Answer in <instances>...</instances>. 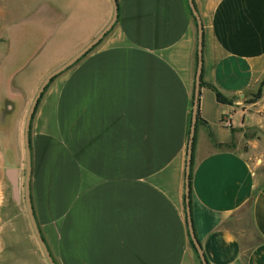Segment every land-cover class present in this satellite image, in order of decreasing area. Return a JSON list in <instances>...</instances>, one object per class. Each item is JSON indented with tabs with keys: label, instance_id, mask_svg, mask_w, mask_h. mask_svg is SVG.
I'll return each mask as SVG.
<instances>
[{
	"label": "crops",
	"instance_id": "obj_1",
	"mask_svg": "<svg viewBox=\"0 0 264 264\" xmlns=\"http://www.w3.org/2000/svg\"><path fill=\"white\" fill-rule=\"evenodd\" d=\"M193 2L203 29L193 231L207 264H264V85L247 99L264 78V0ZM102 3L103 20L57 67L109 22L112 3ZM117 3L108 35L59 76L31 120L34 215L56 264H202L185 202L197 22L187 0ZM23 136L24 127L22 151ZM9 156L0 148V215L9 192L24 200L25 165L22 174Z\"/></svg>",
	"mask_w": 264,
	"mask_h": 264
},
{
	"label": "rangeland",
	"instance_id": "obj_2",
	"mask_svg": "<svg viewBox=\"0 0 264 264\" xmlns=\"http://www.w3.org/2000/svg\"><path fill=\"white\" fill-rule=\"evenodd\" d=\"M102 4V0H0V148L9 150L11 164H20L22 174L25 156L20 140L40 78L46 70L55 69L103 20ZM79 60L56 75L41 98ZM5 93L11 96V108L3 103ZM253 97L254 94L247 99ZM6 197L0 215V264H48L33 233L23 195L20 203L11 192Z\"/></svg>",
	"mask_w": 264,
	"mask_h": 264
},
{
	"label": "water",
	"instance_id": "obj_3",
	"mask_svg": "<svg viewBox=\"0 0 264 264\" xmlns=\"http://www.w3.org/2000/svg\"><path fill=\"white\" fill-rule=\"evenodd\" d=\"M113 7L112 16L109 22L105 25V27L95 36L93 37L86 45H84L79 51H77L72 57L66 60L64 63L50 71L42 80L41 84L39 85L28 112L25 117L24 121V149H25V179H24V203L26 212L28 215V219L30 221L33 233L36 237V240L48 262V264H56L55 260L53 259L49 248L41 234L39 229L37 220L34 215L33 205L30 195V176H31V149H30V137L29 132L31 128V120L33 114L35 112L37 103L45 90L46 86L49 82L58 74L63 72L65 69L70 67L74 64L79 58H81L84 54H86L92 47H94L103 37L104 35L113 27L115 22L118 18V3L117 0H110ZM189 7L191 9L192 14L194 15L196 22H197V67L195 72V81H194V92H193V103L191 109V119H190V127H189V136H188V143H187V153H186V165H185V202H186V211H187V223L189 234L191 240L198 252L200 260L202 264H207L205 256L202 252L201 246L198 240L195 237L191 217H190V210H189V170L192 158V148H193V140H194V133L196 128V122L198 120V102H199V95H200V88H201V71H202V38H203V29L201 24L200 16L195 8L193 0H187ZM8 173L10 175L11 184H12V191L15 198L18 197V179L16 178V171L14 169H9Z\"/></svg>",
	"mask_w": 264,
	"mask_h": 264
},
{
	"label": "trees",
	"instance_id": "obj_4",
	"mask_svg": "<svg viewBox=\"0 0 264 264\" xmlns=\"http://www.w3.org/2000/svg\"><path fill=\"white\" fill-rule=\"evenodd\" d=\"M112 29V28H111ZM110 29V30H111ZM107 34V33H106ZM105 34V35H106ZM104 35V36H105ZM102 40V39H101ZM100 40V41H101ZM100 41L94 46V47H92L88 52H90L92 49H94L99 43H100ZM264 85V78L262 79V81H261V84H260V87H259V89H258V91L254 94V97H253V99L252 100H254L255 98H257L259 95H260V93H261V88H262V86ZM214 90H215V93H216V97H217V99L220 101V102H225L226 101V98L216 89V88H213ZM42 96V95H41ZM41 98V97H40ZM39 102V101H38ZM37 105H38V103H37ZM36 108H37V106H36ZM35 111H36V109H35ZM35 113V112H34ZM34 115V114H33ZM197 117H198V119L200 118L199 117V113L197 114ZM33 118V117H32Z\"/></svg>",
	"mask_w": 264,
	"mask_h": 264
}]
</instances>
